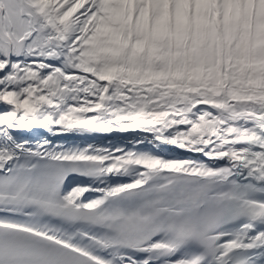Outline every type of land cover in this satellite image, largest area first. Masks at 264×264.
<instances>
[{
	"label": "snow or ice",
	"instance_id": "6c2138e0",
	"mask_svg": "<svg viewBox=\"0 0 264 264\" xmlns=\"http://www.w3.org/2000/svg\"><path fill=\"white\" fill-rule=\"evenodd\" d=\"M0 264H264V0H0Z\"/></svg>",
	"mask_w": 264,
	"mask_h": 264
},
{
	"label": "bare ground",
	"instance_id": "6f19581e",
	"mask_svg": "<svg viewBox=\"0 0 264 264\" xmlns=\"http://www.w3.org/2000/svg\"><path fill=\"white\" fill-rule=\"evenodd\" d=\"M123 137V138H122ZM135 138V134H119V133H113L111 135V137H97V136H92V137H78V140H86L88 142H100V143H107L108 140H112L113 141V146H116L119 143H126L128 139H133ZM129 147H131V145H129ZM80 180L82 182H89L87 181L86 178L81 177Z\"/></svg>",
	"mask_w": 264,
	"mask_h": 264
}]
</instances>
